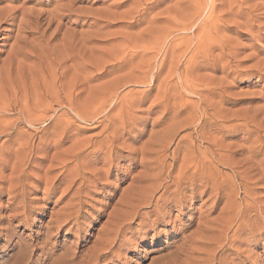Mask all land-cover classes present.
Instances as JSON below:
<instances>
[{"label":"rangeland","instance_id":"obj_1","mask_svg":"<svg viewBox=\"0 0 264 264\" xmlns=\"http://www.w3.org/2000/svg\"><path fill=\"white\" fill-rule=\"evenodd\" d=\"M131 1L0 0L61 27L49 46L27 25L34 54L9 55L17 26L0 22V264H264V153L246 134L264 130V0L146 1L135 26ZM65 40L81 55H59ZM203 152L223 154L207 181ZM185 167L183 201L170 180L154 190Z\"/></svg>","mask_w":264,"mask_h":264},{"label":"bare ground","instance_id":"obj_2","mask_svg":"<svg viewBox=\"0 0 264 264\" xmlns=\"http://www.w3.org/2000/svg\"><path fill=\"white\" fill-rule=\"evenodd\" d=\"M129 1V0H128ZM146 1H151V0H132L131 1V3H130V6L132 5L133 7L137 4V8H135V9H132V11H130V13L129 12H126V14L124 13L122 16H120V18H123V16H124V18L125 19H128V20H130V22H129V25L131 26L132 24H133V26H135L140 20V17H142V15H143V11H142V9H140L141 7H143V6H141V5H143V4H146ZM142 2H143V4H142ZM149 2H147V4L149 3ZM151 3V2H150ZM153 3L155 4L156 3V0H153ZM7 7V6H6ZM138 8H139V10H138ZM250 8V7H249ZM147 9V8H146ZM247 10V9H246ZM69 10H67L66 12H68ZM77 11V10H76ZM56 12H60L59 10H56ZM70 12V11H69ZM71 12H72V10H71ZM86 12V11H85ZM249 12H251V11H249ZM34 13H36V12H34ZM74 13H76L75 11H74ZM81 13V12H80ZM43 14V13H42ZM42 14H40V13H36V14H33L31 11H28V10H25L23 7L21 8V7H18V8H13V7H7V8H4V10H2L1 12H0V22L1 21H3L2 22V24H6V22L7 21H9L10 23H9V26H11V27H15V26H17V29H16V35H15V37H14V42H13V44H12V46L10 47V49H9V55H33L34 53H32L31 51V49H30V47L27 45V44H23L24 45V47H23V45L21 46V44L23 43V42H27V41H25L26 39L24 38V37H22V34H25L26 32L25 31H28V30H26V27H27V25H29V27H30V25H34L35 26V29L34 28H30L31 30H33L34 29V31H35V34H39L40 35V38H38V39H42V40H45V41H47V45H49L52 41H54V39L58 36V33H59V31H61V27H60V23H59V17L57 16V15H55L54 14V10L52 11V12H50V13H45L46 15H47V18H45V20L47 19V22H45L46 23V25H39V21H38V23H37V20L40 18V16L42 15ZM17 15H20V18H17L18 16ZM100 15V14H99ZM108 15V14H107ZM110 15V14H109ZM44 16V15H43ZM60 16V15H59ZM62 16V15H61ZM65 16V15H64ZM101 16V15H100ZM95 17H97V18H99L98 16H95ZM103 17V16H102ZM107 17V16H106ZM16 19H19V21H18V24L16 25ZM94 19V18H93ZM110 19V18H109ZM44 20V19H43ZM124 20V19H123ZM42 21V20H41ZM97 21V20H96ZM127 21V20H126ZM133 21V22H132ZM128 23V22H127ZM43 24V23H42ZM54 24H56V27L54 26V30H52L51 31V28H52V26L54 25ZM184 26H186V24H184ZM189 26V25H188ZM28 27V28H29ZM187 28V27H186ZM15 30V29H14ZM12 31V30H11ZM30 35H32L31 34V32H30ZM60 36V35H59ZM34 38V37H33ZM32 38V39H33ZM67 39V38H66ZM71 39V38H70ZM56 40V39H55ZM34 42V41H33ZM36 42V41H35ZM34 44H36V43H34ZM37 44H39V43H37ZM36 44V45H37ZM25 45L26 46H28V49L26 50V47H25ZM51 45V44H50ZM49 45V46H50ZM60 45V44H59ZM79 45V44H78ZM77 45V46H78ZM46 46V45H45ZM62 48H63V50H62V52H60L59 53V55H66V52L65 51H69V52H72V51H74V54L75 53H77V55H81V53H80V51L79 52H75V50H76V48H77V46H74L73 47V43L70 41V42H68L67 40H65V43L64 42H62L61 43V45H60ZM41 47V46H40ZM31 48H32V45H31ZM78 49H80V48H78ZM46 50V49H45ZM48 50V49H47ZM51 50V49H50ZM32 53V54H31ZM56 53V52H55ZM74 54H72V55H74ZM46 55H51V53H48V54H46ZM221 87V86H220ZM222 89H224V87H221ZM150 89V88H149ZM220 89V88H219ZM221 90V89H220ZM225 90V89H224ZM211 91H213L212 89H211ZM218 91V90H217ZM226 91V90H225ZM74 92H75V90H74ZM219 92V91H218ZM222 92H224V91H222ZM221 92V93H222ZM77 93V92H76ZM132 93V92H131ZM218 94H220V93H218ZM69 98H71V97H69ZM79 98V97H78ZM225 98V97H224ZM68 99V98H67ZM73 102V101H72ZM128 102V101H127ZM127 102H126V105H127ZM99 103H101V102H99ZM98 103V104H99ZM105 103H106V101H105ZM104 103V104H105ZM102 104V103H101ZM115 104H116V102H115ZM129 105V104H128ZM127 105V106H128ZM132 106V105H131ZM74 108V107H73ZM73 108L71 107V109L73 110ZM122 108V107H121ZM129 108V107H128ZM133 108H134V106H133ZM103 109L104 108H102L101 110L103 111ZM117 109V108H116ZM125 109H126V107H125ZM118 110V109H117ZM80 111V110H79ZM109 111V110H108ZM118 111H120V109L118 110ZM125 111V110H124ZM126 111H128V110H126ZM72 112V111H71ZM75 112H76V110H75ZM74 112V113H75ZM100 112V111H99ZM123 111L121 110V113H122ZM197 112V111H196ZM78 113V112H77ZM77 113H75V115L77 116V118H80V119H82L83 121H87V120H89V119H85V118H83V117H81L80 116V114L78 115ZM112 113V112H111ZM110 113V114H111ZM117 113V112H116ZM127 114H128V112H127ZM126 114V115H127ZM106 115V114H105ZM104 115V116H105ZM122 115H124L123 113H122ZM132 115V114H131ZM107 116V115H106ZM208 116V115H207ZM118 117H119V115H118ZM105 118H107V117H105ZM120 118H121V116H120ZM214 118H215V122H216V120H219V118H216L215 116H214ZM135 119V118H134ZM93 122V121H92ZM219 122H220V124L222 123H224V121L221 119V120H219ZM219 122H216V123H218L219 124ZM67 123V122H66ZM68 124V123H67ZM261 126V125H260ZM64 127V126H63ZM65 127H66V125H65ZM67 127L69 128V124L67 125ZM264 127V126H263ZM71 128V127H70ZM263 130V129H262ZM262 130H260L259 129V127H258V129H254L253 131H248V132H246V134L247 135H251V134H256V135H258L259 136V134L260 133H262L261 131ZM114 131V130H113ZM112 131V132H113ZM264 131V130H263ZM64 132V131H63ZM115 132V131H114ZM113 132V133H114ZM102 133H103V131H102ZM101 133V134H102ZM112 133V134H113ZM113 135H116V134H113ZM100 136V135H99ZM258 136H256L257 138H254L255 140L253 141V149H252V151L254 150V152L255 151H257V152H260L261 151V153H264V141H262L261 139L263 138L264 139V134L262 135V136H260V137H258ZM105 138V137H104ZM111 138H112V136L111 137H107L106 136V139L104 140L105 142H106V140H111ZM123 138V137H122ZM192 139V138H191ZM113 140V139H112ZM126 140V139H125ZM114 141V140H113ZM100 143V142H99ZM104 143V142H103ZM107 143V142H106ZM109 143V142H108ZM103 145V144H102ZM101 145V146H102ZM106 145V144H105ZM123 145V144H122ZM232 146V145H231ZM94 147V146H93ZM105 147H107V145L105 146ZM117 147V146H116ZM214 147V146H213ZM218 148V147H217ZM95 149V148H94ZM97 149V148H96ZM249 149H250V147H249ZM126 150V149H125ZM239 150V149H238ZM210 151V150H209ZM243 151V150H242ZM251 150H249V152H250ZM173 152V151H172ZM109 153V152H108ZM127 153V152H126ZM133 153V152H132ZM201 153V152H200ZM199 153V154H200ZM251 153V152H250ZM111 154V153H110ZM228 154H231V153H228ZM232 154H234V153H232ZM236 154V153H235ZM113 155V154H112ZM156 155V154H155ZM186 155V154H185ZM195 155V154H194ZM202 155H203V157H205V159H206V156H208V155H211L212 157H213V159L212 160H210V158L209 159H206L204 162H202V164H200L201 166L200 167H198V165L197 166H195L194 168H195V170L196 171H194V172H196L195 174H197L196 175V177H198L199 175L201 176V177H199V178H201V179H203V178H205V180L207 181V180H209V176H208V174L206 173V170H208V173H209V165H211V163L213 162V161H221V159H222V157H223V154H219V155H214V154H212V153H210V152H207V153H202ZM251 155V154H250ZM261 155V154H260ZM264 155V154H263ZM115 156H116V154H115ZM197 156V155H196ZM195 156V157H196ZM230 156V155H229ZM233 156H236V155H233ZM233 156H232V158H233ZM253 156V155H252ZM252 156H251V158H252ZM120 157V156H119ZM186 157V156H185ZM192 157H194V156H192ZM194 157V158H195ZM202 156H201V158L202 159H204ZM248 157V159H250L249 158V156H247ZM144 158V157H143ZM151 158V157H150ZM155 158V157H154ZM176 158V157H175ZM175 158H173V159H175ZM198 158V157H197ZM236 158V157H235ZM234 158V159H235ZM35 159V158H34ZM117 159V158H116ZM115 158H107V160L109 161V162H114L115 160H116ZM191 159H193V158H191ZM228 159V158H227ZM230 159V158H229ZM237 159V158H236ZM239 159V158H238ZM237 159V160H238ZM245 159V158H244ZM1 160V159H0ZM103 160H105L104 161V164H105V162H106V159H103ZM189 160V159H188ZM188 160H185V162L186 161H188ZM232 160V159H231ZM247 160V159H246ZM251 160H253V159H251ZM250 160V161H251ZM19 161V160H18ZM27 161V160H26ZM123 161V160H122ZM126 161V160H125ZM136 161V160H135ZM191 160H189V162H190ZM193 161V160H192ZM199 161V160H198ZM233 161V160H232ZM236 161V160H235ZM194 162V161H193ZM192 162V166H193V163ZM238 162H242V159L240 160L239 159V161ZM248 162V161H247ZM247 162H245V163H247ZM257 163H258V161H256ZM256 162H254V163H256ZM1 163V162H0ZM28 163H29V161H28ZM142 163V162H141ZM164 163H165V161H164ZM196 163V162H195ZM233 163V162H232ZM244 163V162H243ZM242 163V164H243ZM249 163V162H248ZM253 163V164H254ZM256 163V164H257ZM260 163H261V161H260ZM18 164H19V162H16V165L14 166V167H16V166H18ZM140 164V163H139ZM144 164V163H143ZM185 164V163H184ZM187 164H188V162H187ZM186 164V165H187ZM196 164H198V162L196 163ZM222 164V163H221ZM237 164V163H236ZM250 164V163H249ZM252 164V163H251ZM255 164V166H254V168L255 169H253L256 173H257V171L259 172V174L261 175V177L260 176H257V177H260V179L262 180V178H263V181H264V167L262 166L263 164L261 163V165H259V164H257L256 165ZM14 165V164H13ZM60 165H62V164H60ZM189 165H191V162L189 163ZM224 165H225V162H224ZM243 165H245V164H243ZM242 165V166H243ZM24 166H26V165H24ZM65 165H62V167H64ZM105 166V165H104ZM112 166V165H111ZM165 166V165H164ZM237 166H239L238 164H237ZM236 166V167H237ZM242 166H239V167H241L242 168ZM248 166V165H247ZM250 166V165H249ZM50 167H52V166H50ZM61 167V168H62ZM189 167H191V166H189ZM189 167L188 168H184L183 170H182V168L180 169L181 171H179V176L178 177H176V179L174 180V179H171V170L170 171H167V170H165V171H167L166 173H165V177L163 178V180H161V183L160 184H157L155 187H154V190L155 189H157V188H161L162 187V183L164 182V181H167V180H170V184L169 185H166L165 186V189H164V194H166L167 192H168V190L170 189L171 190V187H174L175 189L174 190H171V191H169V194H172V195H177V197L181 200V201H183L184 200V195L186 194H183L184 193V191H185V189L186 188H183L182 186L184 185V184H187V181L186 182H184L183 181V177L186 179V180H189V177L188 178H186V176H184L186 173H188V171H190V170H192V169H189ZM218 167V166H217ZM236 167L234 168V169H236ZM252 167V166H251ZM251 167L249 168L250 170H251ZM12 168V167H11ZM147 168V167H146ZM151 168V167H150ZM153 168V167H152ZM178 168V167H177ZM193 168V169H194ZM231 168V167H230ZM240 168V169H241ZM105 169V168H104ZM111 169V168H110ZM132 169V168H131ZM148 169V168H147ZM216 169H218V168H216ZM242 169H244V167L242 168ZM242 169H241V171H242ZM14 169H12V171H13ZM17 170V169H16ZM107 170V169H106ZM106 170H102V171H104V172H106ZM144 170H145V167H144ZM155 170V169H154ZM158 171H161V170H159V169H157ZM163 170V169H162ZM237 170V169H236ZM238 170H239V168H238ZM23 171H25V169L24 168H20L19 170H18V172L19 173H21L22 174V172ZM74 171V170H73ZM128 171V170H127ZM147 171V170H146ZM164 171V172H165ZM214 171V170H213ZM232 171V170H231ZM234 171V170H233ZM248 171V170H247ZM254 171H252V172H254ZM13 172H15V170L13 171ZM104 172H103V175H104ZM111 172V171H110ZM122 172V171H121ZM142 172V171H141ZM145 172V171H144ZM164 172H162L163 174H164ZM191 172V171H190ZM214 172H216V171H214ZM243 172V171H242ZM148 173V172H147ZM211 173V172H210ZM244 173H247V172H245V170H244ZM248 173H250V172H248ZM247 173V174H248ZM13 174V173H12ZM16 174V173H15ZM14 174V175H15ZM78 173L75 171V173H72V175L73 176H75V175H77ZM138 174V173H137ZM139 174H141V173H139ZM144 175H145V173H143ZM181 174V175H180ZM192 174V173H191ZM213 174V173H212ZM231 174V173H230ZM239 174H241V173H239ZM247 174H245V175H247ZM253 174V173H252ZM258 173L256 174V175H259ZM17 175V174H16ZM63 175V173H61L60 172V174L58 175V176H56V177H54V179H56L58 182H59V180H60V178L61 177H63L62 176ZM71 175V174H70ZM107 175H108V171H107ZM106 175V176H107ZM142 175V174H141ZM193 175H194V173H193ZM233 175V174H232ZM105 176V177H106ZM137 176V175H136ZM158 176V175H157ZM188 176V175H187ZM192 176V175H191ZM190 176V177H191ZM211 176V175H210ZM217 176V175H216ZM240 176H242V175H240ZM244 176V175H243ZM251 177L252 176H254V175H250ZM20 178L19 179H21V177H23V174H22V176L20 175L19 176ZM141 177V176H140ZM148 177V176H147ZM159 177V176H158ZM160 177H163V176H160ZM174 177V178H175ZM234 177V176H233ZM233 177H231V178H233ZM104 178V177H103ZM142 178H143V176H142ZM240 178V177H239ZM104 179H106L105 181H107V178H104ZM136 179V178H135ZM138 179V178H137ZM144 179V178H143ZM142 179V180H143ZM145 179H146V177H145ZM193 179V178H192ZM196 179V178H195ZM234 179V178H233ZM237 179H238V177H237ZM245 179H247V178H245ZM14 180H17V179H14ZM133 180V179H132ZM141 180V181H142ZM154 180H155V178H154ZM159 180V179H158ZM194 180V179H193ZM240 180V179H239ZM249 180V179H248ZM12 181V180H11ZM136 181V180H135ZM145 181V180H144ZM143 181V182H144ZM210 181H211V183H212V181H214L215 182V184H216V182H217V179L214 177V175H213V178L212 179H210ZM235 181H236V179H235ZM235 181H234V183H235ZM242 181V180H241ZM132 182V181H131ZM134 182V181H133ZM138 182V181H137ZM136 182V183H137ZM152 182H155V181H153L152 180ZM168 182V181H167ZM200 182V181H199ZM214 182H213V185H212V188L214 189V190H216L215 192H217L218 193V188L215 186V184H214ZM239 182V181H238ZM70 183H72V181L70 180ZM136 183H134V184H136ZM140 183V182H139ZM151 183V182H150ZM158 183V182H157ZM191 183V182H190ZM202 183H204V182H202ZM244 183V182H243ZM133 184V185H134ZM138 184V183H137ZM193 184V183H192ZM198 184H200V183H198ZM222 184H223V182H222ZM238 184V183H237ZM246 184V183H245ZM254 184V183H253ZM30 185V184H29ZM139 185V184H138ZM142 185V184H141ZM191 185V184H190ZM194 185V184H193ZM201 185V184H200ZM208 185V184H207ZM205 183L202 185V187H204L205 189H208V187L209 186H211V184L208 186V187H206L207 186ZM217 185V184H216ZM230 185V184H229ZM239 185V184H238ZM24 186H26V185H21L20 187H19V189H22V193H24L25 191H27L26 189H23L24 188ZM53 186V185H52ZM70 186V185H69ZM146 186V185H145ZM149 186V188H150V185H148ZM188 186V185H187ZM197 185H195V187H196ZM222 187V185H218V187ZM246 186H247V184H246ZM136 187V186H135ZM137 187H139V186H137ZM185 187V186H184ZM234 186H232V188H233ZM239 187V186H238ZM243 187H245V186H243ZM251 187V186H250ZM18 188V187H17ZM30 188H33V187H30ZM128 188H131V187H128ZM127 188V189H128ZM133 188V187H132ZM146 188V187H145ZM163 188V187H162ZM189 188V187H188ZM192 188V187H191ZM223 188V187H222ZM246 188V187H245ZM34 189V188H33ZM143 189V188H142ZM148 189V188H147ZM190 189V188H189ZM211 189V188H210ZM241 189V188H240ZM249 188H247V190H248ZM252 189V188H251ZM250 189V190H251ZM136 190V189H135ZM149 190V189H148ZM153 190V189H152ZM151 190V191H152ZM132 191V190H131ZM138 191V190H137ZM143 191H144V189H143ZM194 190H193V188H192V190H191V195L194 193L193 192ZM204 191V190H203ZM213 191V190H212ZM147 192V191H146ZM205 192V191H204ZM242 192H243V190H242ZM136 193V192H135ZM134 193V194H135ZM138 193V192H137ZM145 193V192H144ZM210 193H212V192H210ZM217 193H215V194H217ZM244 193V192H243ZM247 193V192H246ZM157 194V193H156ZM199 194H202V193H199ZM214 194V195H215ZM253 194V193H252ZM132 195H133V193H132ZM138 195V194H137ZM144 195V194H143ZM142 195V196H143ZM146 195V194H145ZM212 194H210V196H211ZM141 196V197H142ZM201 196V195H200ZM213 196V195H212ZM233 196V195H232ZM126 197V196H125ZM186 197V196H185ZM218 197V196H217ZM216 197V198H217ZM146 198H147V196H146ZM145 198V199H146ZM151 198H152V196H151ZM151 198L149 197V199L150 200H145L146 202H145V205L146 206H148V207H150V205L152 204V200H151ZM169 198V197H168ZM227 198V197H226ZM148 199V198H147ZM161 199H162V197H160L159 198V200H158V202L159 201H161ZM210 199V198H209ZM218 199V198H217ZM232 200H233V198H231ZM156 200V199H155ZM154 200V201H155ZM216 200V199H215ZM229 200V199H228ZM138 201V200H137ZM218 201V200H217ZM216 201V202H217ZM139 203V202H138ZM214 203V202H213ZM236 203H237V201H236ZM128 204V203H127ZM132 204V203H131ZM137 204V203H136ZM142 204V203H141ZM240 204V203H239ZM126 205V204H125ZM145 205L143 206V207H145ZM154 205V204H153ZM156 205H157V203H156ZM132 206V205H131ZM131 206H130V208H131ZM134 206V205H133ZM152 206V205H151ZM158 206V205H157ZM156 206V207H157ZM161 206V205H160ZM159 206V207H160ZM139 207H141L142 208V206L140 205ZM154 207V206H153ZM152 207V210L151 211H149V212H146V213H148V214H150V213H156L157 214V219H160L161 221L163 220L164 221V219H166L167 217H169V215H168V211H165L164 209H163V207L160 209V210H158L157 211V209L155 210L154 208ZM178 207V206H177ZM239 207V206H238ZM237 207V208H238ZM133 208H136V206L135 207H133ZM213 208V207H212ZM261 208V207H260ZM145 209V208H144ZM241 211V210H240ZM240 211H239V209H238V211H237V213L235 214L236 215V217L237 216H239L238 214H240ZM135 212H137V211H135ZM135 212H134V215H135ZM139 213V212H138ZM146 213H144V216H145V214ZM210 213V212H209ZM257 213V212H256ZM139 215H141V214H139ZM136 216H137V214H136ZM118 218V217H117ZM133 218H135V217H133ZM123 219V218H122ZM120 220V219H119ZM130 220V219H129ZM132 221V220H131ZM155 221V220H154ZM240 221V220H239ZM62 222H63V220H62ZM115 222H117V220L115 221ZM234 222H236V220H234ZM61 223V222H60ZM120 223V222H119ZM119 223L117 224V225H119ZM255 223H256V221H255ZM253 224V223H252ZM129 225H131V224H129ZM203 226L205 227V225L203 224ZM115 227H117V226H115ZM118 230V229H117ZM121 230V229H120ZM251 230V229H250ZM201 231V230H200ZM113 232H115V231H113ZM120 232V231H119ZM119 232H117V233H119ZM205 232V231H204ZM115 235L117 236V234L115 233ZM254 235V234H253ZM255 236V235H254ZM118 238V237H117ZM185 238V237H184ZM189 240V239H188ZM111 242V241H110ZM109 243V242H108ZM110 244V243H109ZM108 244V245H109ZM114 244V243H113ZM180 246V245H179ZM108 247V246H107ZM106 247V248H107ZM105 248V247H104ZM179 248H181V247H179ZM195 249V248H194ZM108 250V249H107ZM192 251V250H191ZM96 252H98V251H96ZM44 253V252H43ZM100 253V252H99ZM107 253V252H106ZM111 253V252H110ZM99 255V254H98ZM104 255V254H103ZM91 256V255H90ZM99 256H101V255H99ZM63 257V256H62ZM102 258V257H101ZM93 260V259H92ZM59 262V261H58ZM92 262V261H91ZM98 263V262H97ZM55 264V263H54ZM219 264V263H218Z\"/></svg>","mask_w":264,"mask_h":264}]
</instances>
